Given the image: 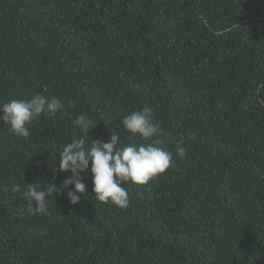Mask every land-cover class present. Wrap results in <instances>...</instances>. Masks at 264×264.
Returning <instances> with one entry per match:
<instances>
[{"label":"trees","instance_id":"1","mask_svg":"<svg viewBox=\"0 0 264 264\" xmlns=\"http://www.w3.org/2000/svg\"><path fill=\"white\" fill-rule=\"evenodd\" d=\"M35 94L65 108L27 139L0 121V264H264V0H0V104ZM145 105L174 166L120 208L90 162L70 203L63 147L151 143L121 123ZM27 183L57 188L47 212L12 195Z\"/></svg>","mask_w":264,"mask_h":264},{"label":"clouds","instance_id":"2","mask_svg":"<svg viewBox=\"0 0 264 264\" xmlns=\"http://www.w3.org/2000/svg\"><path fill=\"white\" fill-rule=\"evenodd\" d=\"M65 105L58 97H47L35 94L30 99H12L0 104V121L10 126V131L16 136L29 137L27 127L41 114L55 115L64 110ZM121 123L133 135H139L145 140L151 139L148 144H123L118 145L119 133H113L108 141H95L86 147L84 138H74L67 143L59 154V169L70 171L72 175L63 181V186L74 187L67 192L70 203L75 204L80 200V195L86 191V184L80 174L86 173L91 162L93 192L100 202H111L120 208L129 205V193L124 186L131 181L135 184H146L158 174H163L174 166L173 155L161 141L154 139L162 133L161 125L156 121L151 106L145 105L140 110H134L124 115ZM74 124L82 132H87L97 124L86 114L79 115ZM176 154L183 159L186 155L183 147L176 149ZM7 190V189H5ZM56 193L57 188L46 187L42 190L39 183H27L23 190L20 184L12 186L11 192L17 193L27 200L36 213L47 212L48 197Z\"/></svg>","mask_w":264,"mask_h":264}]
</instances>
